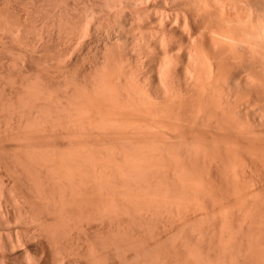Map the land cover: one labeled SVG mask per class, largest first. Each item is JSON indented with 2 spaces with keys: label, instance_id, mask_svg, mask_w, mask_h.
Listing matches in <instances>:
<instances>
[{
  "label": "rangeland",
  "instance_id": "1",
  "mask_svg": "<svg viewBox=\"0 0 264 264\" xmlns=\"http://www.w3.org/2000/svg\"><path fill=\"white\" fill-rule=\"evenodd\" d=\"M106 1L0 0V264H264L254 1Z\"/></svg>",
  "mask_w": 264,
  "mask_h": 264
},
{
  "label": "bare ground",
  "instance_id": "2",
  "mask_svg": "<svg viewBox=\"0 0 264 264\" xmlns=\"http://www.w3.org/2000/svg\"><path fill=\"white\" fill-rule=\"evenodd\" d=\"M104 1H106V0H104ZM117 1V0H116ZM119 1V0H118ZM127 2V4H129V7H137V6H144V5H148V4H152V3H155L156 1H159V0H126ZM208 1V0H207ZM212 0H210V2H211ZM214 1V0H213ZM218 1V0H217ZM226 0H221L220 2L221 3H217L216 4V6L217 5H219V4H221L222 6H219V7H217L218 9L221 7V10H223L224 9V11H223V15H222V17L220 16L219 18L221 19V18H226L225 20L226 21H224L225 23H227V25H225V26H227L229 29H227L226 31H223L222 32V30H224V28H222L221 29V26H220V24H219V22H217L218 23V25L220 26V29H221V32L220 33H217L218 31H220V30H215L216 29V27L217 28H219L218 26H215V29H214V26H211V25H207L206 26V32H205V30L202 32V33H204L205 32V34L206 35H212V36H217V37H219V38H221V39H224L223 41H230L231 43H233L234 45L233 46H235L236 45V47L238 46H240V47H242L241 45H245L247 42H241V40L243 39L242 38V35H241V37H240V34L239 33H241L242 31H243V29H240V30H242V31H240V30H238L239 28V26H237V24H238V20L239 19H241V18H239V17H241L242 15V12L244 13L245 12V10L241 7V9L243 10V11H241V16L240 15H238V18H236V22H234V18L232 19V18H229V15H230V12H233L234 10H238L239 8H237V6L238 5H236V4H238L237 2H238V0L236 1V2H232V3H224ZM241 1V0H240ZM240 1H239V6H240ZM245 1H247V0H245ZM254 2V6H253V8H252V11L249 13V15H248V18L246 17L247 15L246 14H243V15H245V17L248 19V21L251 23V27L252 28H250L253 32H254V35H252L253 36V41L256 39V38H259L260 39V35H261V31H264V28H263V30H260L261 29V25H259V23L261 24V23H263V25L262 26H264V18L262 19V22H261V20H260V18H259V13L258 12H260V11H258V10H260L259 8L260 7H264L263 6V3H264V0H253ZM107 2H109V0L108 1H106V3ZM111 2H113L112 0H111ZM120 2V1H119ZM242 2V1H241ZM248 3H249V1H247ZM251 2V1H250ZM121 5H123V2L121 1ZM125 3V2H124ZM125 3V4H126ZM202 3V0H191L190 2H189V4L193 7V8H195V9H197V8H199V11L200 12H204V9L207 11V13H208V17H210L209 19L210 20H212V18L211 17H213L214 18V16H213V13H212V10H211V6H209V3H206L207 5H206V7L204 6V8H203V4H201ZM212 3H214V2H212ZM234 3V4H233ZM244 3V2H243ZM242 3V4H243ZM246 3V2H245ZM244 3V4H245ZM248 3H246V4H248ZM243 4V5H244ZM104 5H106V4H104ZM213 5V4H212ZM215 5V4H214ZM108 6H109V3H108ZM111 6V5H110ZM202 6V7H201ZM245 6H248V5H245ZM249 6H250V3H249ZM223 7V8H222ZM252 7V5L250 6V8ZM107 8V7H106ZM105 8V9H106ZM245 8V7H244ZM247 8V7H246ZM255 8V9H254ZM124 9H126V8H124ZM124 9H123V11H124ZM218 9H216V10H218ZM211 10V11H210ZM215 10V11H216ZM240 10V9H239ZM251 10V9H250ZM248 11V10H247ZM135 12V13H134ZM134 12H132V13H130V15H132L133 14V16L136 14V17L140 14V16H141V13L140 12H137L136 13V11H134ZM237 12V11H236ZM262 12V11H261ZM206 13V14H207ZM218 13V12H217ZM227 15V17H223V16H225V14ZM235 13V12H234ZM233 13V14H234ZM219 14V13H218ZM221 15V14H220ZM236 15H237V13H236ZM262 15V14H261ZM260 15V16H261ZM159 16V18H160V21H164V19H165V17L167 16V14H166V12H164V13H160V15H158ZM231 16V15H230ZM264 16V15H263ZM139 17V16H138ZM176 21H178V22H180V19L181 20H183L182 21V26L184 25V27H186V30H187V32H188V34L190 35V37L192 38V37H194L195 36V34L193 33V31L192 30H190V27H189V12H186V11H181V12H176V14L174 15V17H173ZM215 18H217V17H215ZM246 18H244V19H246ZM233 20V22H232V20ZM238 19V20H237ZM210 20H208L209 22H210ZM219 20V19H218ZM223 21H221V23H223L224 24V22ZM246 21V20H245ZM245 21H243L244 23H245ZM239 22H240V20H239ZM241 22H242V20H241ZM240 22V23H241ZM242 22V23H243ZM247 22V21H246ZM184 23V24H183ZM237 23V24H236ZM229 25V26H228ZM239 25V24H238ZM234 26H235V28H234ZM241 26V25H240ZM249 26V27H250ZM259 26H260V29H259ZM222 27H224V25H222ZM226 27V28H227ZM225 28V29H226ZM241 28H242V26H241ZM249 30V29H248ZM236 31L237 32H239L237 35H239V37L241 38H239L237 35H236ZM251 31V32H252ZM250 32V31H249ZM249 32H247L248 34V36H250V34H249ZM253 32H252V34H253ZM260 34V35H259ZM203 35V34H202ZM206 35H204V37L206 36ZM219 35V36H218ZM246 35V34H245ZM252 36H250V37H252ZM263 36V35H262ZM247 37V36H246ZM245 37V38H246ZM254 37H256V38H254ZM264 37V36H263ZM159 40H160V43H163L164 42V37L162 36V35H159L158 37H157ZM248 38V37H247ZM215 39V38H214ZM249 39V38H248ZM245 40V39H244ZM261 40V39H260ZM220 41H222V40H220ZM247 41V40H246ZM248 41H250V39L248 40ZM252 41V42H253ZM258 41V39L257 40H255L254 42H256V43H258L257 42ZM225 43V42H224ZM228 43V42H227ZM249 44H250V42H248ZM247 43V47H248V44ZM261 43V42H260ZM259 43V44H260ZM239 47V48H240ZM243 47H245V46H243ZM258 46H255L254 47V49H256ZM206 49V48H205ZM245 49H247V48H245ZM244 49V50H245ZM255 51V50H254ZM207 64H209L208 65V67L210 66V64H211V62L210 63H208V61H207ZM204 248H205V246H204ZM203 250V249H202ZM205 250H208L207 248L205 249ZM204 250V251H205ZM203 251V252H204ZM210 252V251H209ZM205 253H206V251H205ZM210 253H212V251L210 252ZM212 255H213V253H212ZM208 256V255H207ZM251 257V259L252 258H254V256H250ZM250 257H247V258H245L246 260H248L247 261V263H249V264H254L256 261H257V264H261V262L258 260V258H257V260L256 261H253L254 259H256V258H254L251 262H250ZM242 260V259H241ZM246 260H244V261H246ZM243 261V262H244ZM258 261H259V263H258ZM243 262H242V264H243ZM254 262V263H253ZM246 263V264H247ZM244 264H245V262H244ZM256 264V263H255Z\"/></svg>",
  "mask_w": 264,
  "mask_h": 264
}]
</instances>
